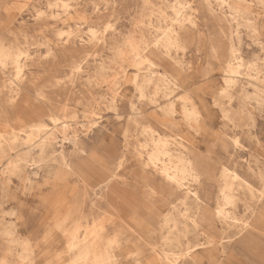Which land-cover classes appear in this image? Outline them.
Wrapping results in <instances>:
<instances>
[{
  "label": "rangeland",
  "instance_id": "obj_1",
  "mask_svg": "<svg viewBox=\"0 0 264 264\" xmlns=\"http://www.w3.org/2000/svg\"><path fill=\"white\" fill-rule=\"evenodd\" d=\"M149 1L0 0V48L19 54L16 63H0V136L7 140L0 154V264H69L61 227L73 220L81 234L96 221L104 238L115 239L117 264H163L159 224L177 198L136 159L144 126L197 153L212 186L211 210L222 166L244 176L245 159L264 163V71L260 101L243 72L236 87L245 88V99L240 91L231 100L217 97L231 44L249 63L264 60V0H248L259 43L244 28L241 41L224 37V24L201 7L203 37L194 32L183 51L172 53L168 68L152 64L153 27L145 7L160 0ZM149 69L175 83L168 84L175 120L160 109L168 100L162 91L154 94L146 85L155 103L139 97L133 81L141 83ZM183 95L200 112L197 132L178 113ZM34 124L45 127L29 144L25 136ZM234 138L242 151L232 147ZM14 163L17 171L10 168ZM241 209L238 216L246 218ZM210 219L209 236L193 241L203 245L193 263L178 255L177 264H264V218L248 220L252 229L241 240Z\"/></svg>",
  "mask_w": 264,
  "mask_h": 264
},
{
  "label": "bare ground",
  "instance_id": "obj_2",
  "mask_svg": "<svg viewBox=\"0 0 264 264\" xmlns=\"http://www.w3.org/2000/svg\"><path fill=\"white\" fill-rule=\"evenodd\" d=\"M143 2L144 6L146 3L150 4L149 0H143ZM192 3L195 6L191 5ZM160 4H164L168 10H165ZM160 4L145 7L147 8L146 14L148 13L146 24L153 27L154 39L150 50L154 59L152 64L168 68L172 60V53L179 50L183 51L192 40L194 32H197L196 35L201 40L203 37L201 7L206 9L209 16L219 19L224 24L227 28V30L221 31L224 37L232 39V41L235 37L240 40L241 28H244L247 35L259 43L258 22L251 15V3L248 0H160ZM130 46L136 55L140 54V48L137 44L130 43ZM229 49L230 57L226 61L224 69L223 87L217 97H228L231 100L232 92L240 91L237 92L238 96L245 99L248 96L245 88L243 86L236 87L237 76L243 72L247 77L248 84L253 88V98L260 101L263 91L258 86L260 83L258 77L260 72L264 71V60L260 64L249 63L244 60L233 44L230 45ZM18 56L19 54L15 51L0 48V63L3 65L8 61L16 63ZM155 74L157 72L149 69L148 75L142 76L141 83L133 79L137 93L139 97L155 103L156 98L146 92V85L153 86L154 94L162 91L168 100L166 105L160 109L165 116L175 120L177 109L174 101L170 98L172 91L168 85L171 82L166 75ZM251 79L255 81L251 82ZM171 84L175 86V83ZM181 100L178 113L182 120L195 132L199 131L201 127L199 110L187 95H183ZM44 127V124L32 125L25 136V141L29 143L36 139ZM140 134L144 137V141L138 143V147H136V159L153 175L158 176L167 188L166 190L177 198L175 203H168L169 206L166 212L162 214L159 224V230L163 231L161 239L165 247L162 257L163 264H177L178 257L176 258V256L178 255L183 258L182 262L188 260L193 263L194 251L203 246L202 243L193 241L201 235L209 236L208 232L212 226L210 218L216 220L221 227L234 229L240 240L246 238L252 229L248 220H253L256 214L259 215L260 221L263 220L264 163L245 159L243 164L244 176L233 169L222 166L217 174L215 207L211 210L212 186L207 183L197 165V153L188 149L183 143L176 141L174 136L156 135L155 130L150 126L142 127ZM16 138L17 135L14 134L11 138V144L15 142ZM4 143H7V140L0 136L1 155L5 154ZM232 147L237 151L243 150V146L239 144L236 138L233 139ZM124 161L125 154L118 161V169L123 167ZM10 168L17 171L20 165L14 163ZM252 180H256L258 186H255ZM239 205L242 207V216L246 218H240L241 215L238 216ZM72 223L71 227L68 226L69 223L61 227L67 239L68 252L70 253L69 264H117L115 258L117 241L104 238L101 227L96 221L90 224L89 229L84 234L79 232L81 226L76 220H73ZM208 243L210 242L208 241ZM175 247L179 248V254L174 253L172 248ZM28 258L31 259V256L29 255Z\"/></svg>",
  "mask_w": 264,
  "mask_h": 264
}]
</instances>
